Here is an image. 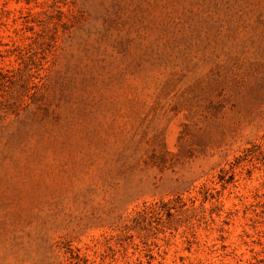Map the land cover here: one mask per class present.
<instances>
[{"label": "rangeland", "instance_id": "374dc122", "mask_svg": "<svg viewBox=\"0 0 264 264\" xmlns=\"http://www.w3.org/2000/svg\"><path fill=\"white\" fill-rule=\"evenodd\" d=\"M0 264H264V0H0Z\"/></svg>", "mask_w": 264, "mask_h": 264}]
</instances>
